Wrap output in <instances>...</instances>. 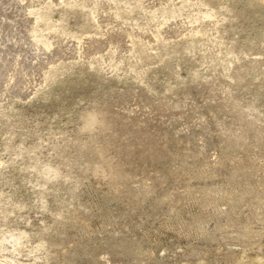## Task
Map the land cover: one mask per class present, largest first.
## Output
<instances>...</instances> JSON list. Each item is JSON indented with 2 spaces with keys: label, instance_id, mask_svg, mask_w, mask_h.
<instances>
[{
  "label": "rangeland",
  "instance_id": "374dc122",
  "mask_svg": "<svg viewBox=\"0 0 264 264\" xmlns=\"http://www.w3.org/2000/svg\"><path fill=\"white\" fill-rule=\"evenodd\" d=\"M0 264H264V0H0Z\"/></svg>",
  "mask_w": 264,
  "mask_h": 264
}]
</instances>
